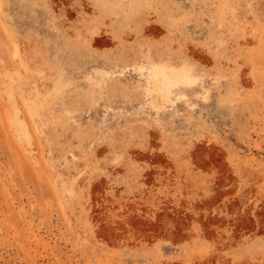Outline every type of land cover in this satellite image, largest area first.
<instances>
[{"label": "rangeland", "instance_id": "1", "mask_svg": "<svg viewBox=\"0 0 264 264\" xmlns=\"http://www.w3.org/2000/svg\"><path fill=\"white\" fill-rule=\"evenodd\" d=\"M0 264H264V0H0Z\"/></svg>", "mask_w": 264, "mask_h": 264}, {"label": "bare ground", "instance_id": "2", "mask_svg": "<svg viewBox=\"0 0 264 264\" xmlns=\"http://www.w3.org/2000/svg\"><path fill=\"white\" fill-rule=\"evenodd\" d=\"M183 70L178 72H168L166 69H157L155 71V79L159 85L161 92L168 94L170 93V86L173 83L176 84H186L188 86L196 85V79H193L189 74L188 70L182 68ZM180 70V69H179Z\"/></svg>", "mask_w": 264, "mask_h": 264}]
</instances>
